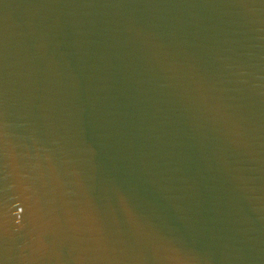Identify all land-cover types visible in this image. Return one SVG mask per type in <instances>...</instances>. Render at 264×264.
<instances>
[{
	"label": "water",
	"instance_id": "water-1",
	"mask_svg": "<svg viewBox=\"0 0 264 264\" xmlns=\"http://www.w3.org/2000/svg\"><path fill=\"white\" fill-rule=\"evenodd\" d=\"M0 264H264V0H0Z\"/></svg>",
	"mask_w": 264,
	"mask_h": 264
}]
</instances>
